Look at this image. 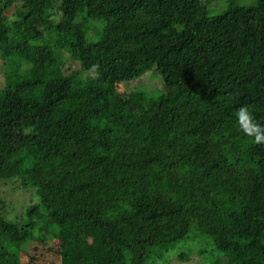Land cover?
Returning <instances> with one entry per match:
<instances>
[{"label":"trees","instance_id":"1","mask_svg":"<svg viewBox=\"0 0 264 264\" xmlns=\"http://www.w3.org/2000/svg\"><path fill=\"white\" fill-rule=\"evenodd\" d=\"M259 2L0 0V264H264Z\"/></svg>","mask_w":264,"mask_h":264},{"label":"rangeland","instance_id":"2","mask_svg":"<svg viewBox=\"0 0 264 264\" xmlns=\"http://www.w3.org/2000/svg\"><path fill=\"white\" fill-rule=\"evenodd\" d=\"M259 0H202V4L204 5L206 11L212 15L216 16L219 14L224 13L231 4L241 5L245 7L249 6H257L259 4ZM93 25H96L97 23L92 22ZM95 33L92 29H90L89 36L92 38L95 37ZM0 88L4 85V73L2 71V62L0 60ZM118 89L123 96H128L131 93L136 92H143L147 94L150 97L157 98L164 89V82L162 77L157 74L155 71H149L148 73L144 74L142 77H139L137 79H133L130 81H125L122 83H119ZM3 194V193H2ZM1 194V197H2ZM15 194H13L14 196ZM10 195V200L7 202L10 203L11 209H12V216H20L21 214V200L18 197H13ZM202 247V244L200 241H197L196 243H188V244H180L176 246L172 251L178 252L179 250H183V252L190 254L192 257H190V262L184 263V264H211V259L207 255L202 256L201 258L197 256L198 250ZM207 248L208 253H212V246L208 243L204 246ZM195 254V255H194ZM173 255V254H172ZM194 255V256H193ZM174 257L172 258V260ZM26 261H29L28 259ZM177 264V262L173 263Z\"/></svg>","mask_w":264,"mask_h":264},{"label":"clouds","instance_id":"3","mask_svg":"<svg viewBox=\"0 0 264 264\" xmlns=\"http://www.w3.org/2000/svg\"><path fill=\"white\" fill-rule=\"evenodd\" d=\"M236 122L246 137L251 138L256 145H264V125L257 121L248 105L237 109Z\"/></svg>","mask_w":264,"mask_h":264}]
</instances>
